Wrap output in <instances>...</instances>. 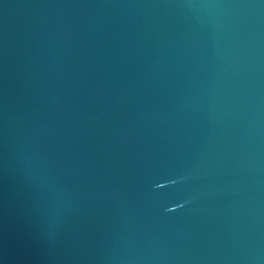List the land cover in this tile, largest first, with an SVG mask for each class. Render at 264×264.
Returning a JSON list of instances; mask_svg holds the SVG:
<instances>
[{
  "label": "water",
  "instance_id": "95a60500",
  "mask_svg": "<svg viewBox=\"0 0 264 264\" xmlns=\"http://www.w3.org/2000/svg\"><path fill=\"white\" fill-rule=\"evenodd\" d=\"M0 264H264V0H0Z\"/></svg>",
  "mask_w": 264,
  "mask_h": 264
}]
</instances>
